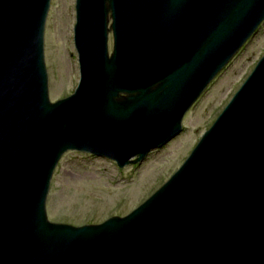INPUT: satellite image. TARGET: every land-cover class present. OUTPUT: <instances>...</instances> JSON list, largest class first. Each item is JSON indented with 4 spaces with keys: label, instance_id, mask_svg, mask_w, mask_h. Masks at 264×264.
I'll use <instances>...</instances> for the list:
<instances>
[{
    "label": "water",
    "instance_id": "water-1",
    "mask_svg": "<svg viewBox=\"0 0 264 264\" xmlns=\"http://www.w3.org/2000/svg\"><path fill=\"white\" fill-rule=\"evenodd\" d=\"M49 2L0 0V264H264V52L176 170L128 213L82 225L45 213L64 152L121 168L174 137L263 21L264 0H74L78 80L53 101Z\"/></svg>",
    "mask_w": 264,
    "mask_h": 264
},
{
    "label": "rangeland",
    "instance_id": "rangeland-1",
    "mask_svg": "<svg viewBox=\"0 0 264 264\" xmlns=\"http://www.w3.org/2000/svg\"><path fill=\"white\" fill-rule=\"evenodd\" d=\"M73 23L74 0H50L43 30V60L51 101L70 94L78 80ZM110 46L109 37V50ZM263 52L264 19L187 109L180 131L138 163L119 168L103 156L64 152L50 177L45 199L47 219L82 225L128 213L176 170Z\"/></svg>",
    "mask_w": 264,
    "mask_h": 264
},
{
    "label": "flooded vegetation",
    "instance_id": "flooded-vegetation-1",
    "mask_svg": "<svg viewBox=\"0 0 264 264\" xmlns=\"http://www.w3.org/2000/svg\"><path fill=\"white\" fill-rule=\"evenodd\" d=\"M110 37V34H108V38ZM110 39H111V37H110Z\"/></svg>",
    "mask_w": 264,
    "mask_h": 264
}]
</instances>
